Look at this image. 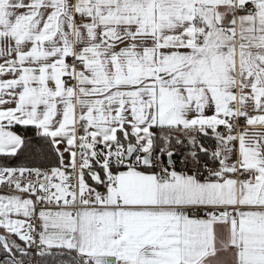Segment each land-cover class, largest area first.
<instances>
[{"label":"snow or ice","instance_id":"6c2138e0","mask_svg":"<svg viewBox=\"0 0 264 264\" xmlns=\"http://www.w3.org/2000/svg\"><path fill=\"white\" fill-rule=\"evenodd\" d=\"M0 264H264V0H0Z\"/></svg>","mask_w":264,"mask_h":264}]
</instances>
